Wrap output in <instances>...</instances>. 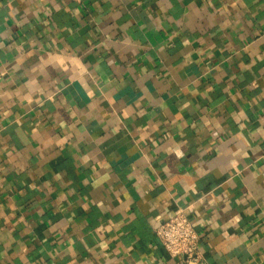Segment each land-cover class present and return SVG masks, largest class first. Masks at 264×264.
Segmentation results:
<instances>
[{"label": "crops", "instance_id": "obj_1", "mask_svg": "<svg viewBox=\"0 0 264 264\" xmlns=\"http://www.w3.org/2000/svg\"><path fill=\"white\" fill-rule=\"evenodd\" d=\"M264 264V0H0V264Z\"/></svg>", "mask_w": 264, "mask_h": 264}, {"label": "built area", "instance_id": "obj_2", "mask_svg": "<svg viewBox=\"0 0 264 264\" xmlns=\"http://www.w3.org/2000/svg\"><path fill=\"white\" fill-rule=\"evenodd\" d=\"M156 235L170 257L181 259L182 264H208L200 251L201 235L184 209L163 222Z\"/></svg>", "mask_w": 264, "mask_h": 264}]
</instances>
